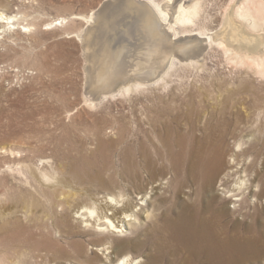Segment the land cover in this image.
Segmentation results:
<instances>
[{
  "label": "rangeland",
  "instance_id": "rangeland-1",
  "mask_svg": "<svg viewBox=\"0 0 264 264\" xmlns=\"http://www.w3.org/2000/svg\"><path fill=\"white\" fill-rule=\"evenodd\" d=\"M103 1L0 0V12L16 18L5 27L0 23V264H117L125 256L133 264H184L183 255H158L162 217L170 206L164 199L172 197L160 182L171 177L150 178L140 155L142 147L152 153L153 143L164 151L158 135L165 136L166 124L187 134L191 126L200 133L206 123H218L217 132L228 133L227 152L247 162L249 174L264 178V77L214 42L197 64L177 62L156 86L92 98L80 37ZM180 2L194 3L198 14L193 22L174 25L177 38L202 35L204 41L220 32L231 7L264 5V0H174L170 5ZM91 70L90 90L96 91ZM129 160L135 179L128 173ZM153 160L159 169L167 167L164 157L153 155ZM42 175L67 179L77 196L86 190L129 195L139 203V219L123 226V233L96 232L59 205L63 195L48 194L50 183ZM211 179L212 191L224 196L223 173ZM134 180L148 193L143 202L136 198ZM194 182L178 188V200L193 192ZM253 264H264V255Z\"/></svg>",
  "mask_w": 264,
  "mask_h": 264
},
{
  "label": "bare ground",
  "instance_id": "bare-ground-1",
  "mask_svg": "<svg viewBox=\"0 0 264 264\" xmlns=\"http://www.w3.org/2000/svg\"><path fill=\"white\" fill-rule=\"evenodd\" d=\"M143 1L150 8L136 5L132 0H118L104 12L94 32H89L87 43L91 68L94 70V78L91 80L96 81V91L110 88L125 75L154 76L157 68L167 63L153 81L144 83L130 80L108 96L156 86L165 80L177 62L197 64L206 48L192 34H180L182 37L178 38L185 40L181 48L170 46L179 42L174 40L178 36L174 25L188 24L197 16L198 10L194 3L170 5L174 0L163 4L153 0ZM254 5L231 7L220 32L215 36H204V42H207V46L214 42L224 48L235 61L239 60L243 64L250 62L255 73L264 77V35H256L260 31L264 32V5ZM15 19L14 16H6L0 12L2 27L13 24ZM93 20L94 12L91 13L88 24L93 25ZM173 52H178L179 55H174ZM180 56L188 57L185 59ZM130 62L131 68L135 66L132 71L127 70ZM205 125V130L200 133H196L195 127L191 126V131L183 134L175 133L172 125L166 124L165 136L158 135L164 151L155 143L152 153L145 147L141 148L140 155L146 164L144 171L150 178H154L156 173H168L171 177L166 182H160V185L166 183L170 187L172 197L164 199L170 202V206L165 208L162 217L165 224L160 229L162 241L156 244L158 255L162 256L165 252L171 257L183 255L184 264L261 262L264 255V178L256 172L249 174L250 165L244 160L238 162L237 155L227 152L224 145L227 131L217 132L218 123L208 122ZM153 155L156 159L164 157L167 167L159 169ZM126 165L131 170L128 173L133 174L134 179L137 178L133 162L129 160ZM222 173L223 182L219 186L226 192L224 196L221 192L212 191L214 188L211 182L212 176ZM42 176L50 183L48 194L52 197L63 195V199H59V205L96 232L107 231L113 235L123 233V226L134 225L139 219V203L129 195L117 197L111 193L90 194L86 190L77 196L73 190H68L71 185L67 179ZM189 179L198 185H195L192 193L190 191L186 194L187 198L180 201L178 188L186 185ZM132 187L137 191L136 198L145 201L147 191L135 180ZM137 241L134 240L135 243ZM136 244L145 246L144 241ZM46 246H51V243ZM78 248L82 249L81 245ZM109 248L111 247L105 250ZM117 264H133V260L130 256H125Z\"/></svg>",
  "mask_w": 264,
  "mask_h": 264
},
{
  "label": "water",
  "instance_id": "water-1",
  "mask_svg": "<svg viewBox=\"0 0 264 264\" xmlns=\"http://www.w3.org/2000/svg\"><path fill=\"white\" fill-rule=\"evenodd\" d=\"M118 0H104L100 5H99V7L94 11V24L93 25H91V23L90 24H88V25H86V27H85V30H84V32L82 33V35H81V39H80V43H81V46H82V48H83V51H84V55H85V59H86V61L88 62L87 63V65H86V72H87V91H88V93L92 96V98L95 100V101H98V100H100L101 99V97L102 96H108L109 94H111V93H113V92H115V90L121 85V84H123V83H126V82H128V81H130V80H138V81H142V82H144V83H149V82H151V81H153L154 79H156L157 78V76L165 69V67H166V64L167 63H165V64H163L161 67H159V68H157V70L155 71V75L154 76H146V75H143L142 76V74H139V76H134V75H132V74H129V75H125V77L123 78V79H121V80H119V81H117L113 86H111L110 88H108V89H106V90H98V91H91L90 90V69H91V61H89L90 60V54H89V44L87 43L88 42V35H89V32H94V30H95V28L97 27V25H98V23L102 20V18H103V16H104V12L109 8V7H112V5L115 3V2H117ZM132 2L134 3V4H141L142 6H145V7H147V8H150V6H148L147 4H146V2L145 1H143V0H132ZM230 12V11H229ZM90 33V34H91ZM174 40H177V41H179V42H175V43H173V45H170V46H173V47H178V48H181L182 46H184V43H185V40H183V39H180V38H177V39H174ZM183 40V41H182ZM198 40H200L201 42H202V44H203V46L205 47V46H207V44H206V42H204V40H202L201 38H198ZM174 53V55H179V53L178 52H173ZM172 53V54H173ZM178 53V54H177ZM171 54V55H172ZM88 56H89V58H88ZM181 58H187L188 56H185V57H183V56H180ZM132 64H134V63H132ZM130 65H131V62H130V64H129V67H128V71H132L134 68H135V66L134 67H130ZM141 67H143V66H141Z\"/></svg>",
  "mask_w": 264,
  "mask_h": 264
}]
</instances>
